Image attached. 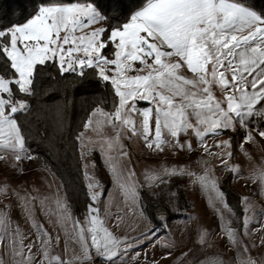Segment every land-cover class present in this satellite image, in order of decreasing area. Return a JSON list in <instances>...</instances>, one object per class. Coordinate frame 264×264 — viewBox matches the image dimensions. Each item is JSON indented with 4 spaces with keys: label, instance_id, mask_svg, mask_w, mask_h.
I'll return each instance as SVG.
<instances>
[{
    "label": "snow or ice",
    "instance_id": "obj_1",
    "mask_svg": "<svg viewBox=\"0 0 264 264\" xmlns=\"http://www.w3.org/2000/svg\"><path fill=\"white\" fill-rule=\"evenodd\" d=\"M6 14L16 19L0 24V172L11 178L0 194L14 198L34 236L0 211V245L14 264H160L180 248L174 221L189 237L178 264H264V160L248 150L264 144V0H10ZM70 77L76 95L104 91L75 135L86 197L79 214L47 164L51 181L12 184L42 161L50 133L66 130L73 99L53 96L51 84ZM133 142L149 156L193 162L157 159L138 173ZM237 151L247 169L234 162ZM94 152L126 210L105 197ZM217 169L254 195L234 207ZM177 181L203 195L212 225L180 207ZM129 218L133 231L143 225L131 237L120 231ZM217 233L229 255L211 251ZM145 243L167 251L160 260L132 254Z\"/></svg>",
    "mask_w": 264,
    "mask_h": 264
},
{
    "label": "rangeland",
    "instance_id": "obj_2",
    "mask_svg": "<svg viewBox=\"0 0 264 264\" xmlns=\"http://www.w3.org/2000/svg\"><path fill=\"white\" fill-rule=\"evenodd\" d=\"M83 131V130H82ZM87 135H92L91 133H87ZM93 139H96L95 136L92 137ZM238 140V137H237ZM215 141L212 139H209L208 143L213 144ZM130 150L132 153V166L135 167L138 173L143 172L144 170L148 168H155L157 166V159L161 163H170L172 161H184L189 164H192V158L187 156V155H179V156H174L171 154H165L160 157H152L149 156L147 153H145L139 143L133 142L130 145ZM250 154L259 162L264 160V144H256L252 145L249 149ZM96 153V152H94ZM93 153V155H94ZM98 154V153H97ZM93 155L90 157V159L93 160ZM99 156V154H98ZM100 158V157H99ZM101 161V159H100ZM234 162H239L241 163L242 167L245 169L248 168V162L247 158L244 157L239 151L235 153L234 156ZM102 164V161H101ZM102 168L104 169L106 175L102 176L99 174L97 169L95 170V175L98 177V179L101 180L102 184L104 185L105 189V197H108L109 194H111V197L114 201V203L120 208V209H125L126 206L124 204L123 198L120 195V193L115 189V187L111 183V178L107 174L106 169L104 168L102 164ZM217 175L221 176L224 178L227 173L224 172L222 169H217ZM47 176L49 181L52 180V177L49 176L45 171L43 167H37L35 162H32L27 165L25 169V175L24 176H18L15 179H12V184L13 186L17 185H32L36 184L39 185L43 181L44 177ZM11 178V173L10 171H4L0 172V181H5L7 179ZM238 183V186L240 187L239 189L235 187V190H237L239 193H242L246 190V193L248 194H253L254 195V187L250 184H248V187L245 185L247 184L246 180H236ZM56 184H60L57 180L55 181ZM231 186V182H230ZM0 187H3V184H0ZM46 187V186H45ZM184 191H185V197L188 201L189 208L186 210L187 213L196 215V216H201L204 215V208H205V200L203 198V195L201 193H198L196 191L191 190L190 188H186L185 184L183 185ZM232 188V187H231ZM14 198L5 196L3 194H0V211L5 212L9 219L12 221L13 224H19L21 227V230L25 233L28 234L30 239H34V236L32 234V231L30 230L25 218L24 214L20 211V209L12 203V200ZM5 204H8V207H4ZM257 204L259 205L260 203ZM41 222H45L43 217L40 218ZM204 222L207 225H212L214 223L213 218L210 215H204ZM138 223V221H135L132 218H129L128 224L132 225V227H129L127 225L122 226L121 232L128 236H135L139 233L143 225H141L140 228H136L135 231H133V227ZM49 230H52L51 225H46ZM256 226V225H255ZM260 226V225H258ZM172 227V234L175 236L177 243L180 245V248L176 251L173 252V257H169L168 259H163L160 260L162 256L165 255L166 249L156 246L153 247L151 243H145L141 248L135 249L134 251H140L142 255L146 253L148 257L155 258L157 260H160V264H178V261H176L174 258L180 255V251L185 250L187 245L189 244V237L188 234L185 232L184 227L180 224L179 221H174L171 225ZM189 227H192V225H189ZM212 231L215 232V228H212ZM220 234L217 233L216 235H213L211 237V243L213 244V248L211 251L215 252H220L222 253L224 249H222L220 245ZM71 248L72 245H69ZM60 249H57V252H59ZM229 253V252H228ZM0 264H14L13 257L11 255V250L10 248L4 244L0 245ZM142 264V262H141Z\"/></svg>",
    "mask_w": 264,
    "mask_h": 264
},
{
    "label": "trees",
    "instance_id": "obj_3",
    "mask_svg": "<svg viewBox=\"0 0 264 264\" xmlns=\"http://www.w3.org/2000/svg\"><path fill=\"white\" fill-rule=\"evenodd\" d=\"M9 2L10 0H0V24L8 23L9 19H16V17L6 14ZM46 79L47 78L44 77L42 78V81ZM70 83L71 77L68 81L58 80V82L51 84V87L55 89L53 96H63L65 92H67V94L73 99V105L68 113L66 130L62 134L58 135L50 133V139L39 145V150L43 159L42 161L35 162V164L37 167L44 168L45 164L51 167L52 171L56 173V180L59 183L63 182L66 185L73 210L79 214L80 210L84 207L86 197L83 191L81 161L79 158L78 146L75 143V135L83 130L81 127L83 120L96 100L104 95V91L101 89L92 95H76L73 93ZM44 86L48 87L47 84ZM42 99L47 101L46 97H42ZM44 106H50V103L45 104ZM36 147L37 145L33 143V148L35 149ZM93 160L96 161V169L99 174L102 176L106 175L97 153H94ZM227 175L224 177L223 183L229 193V200L235 207L239 196L231 188V181L227 179ZM183 185L184 182L177 181L175 190H177L181 195L179 200L180 207L187 210L189 208V204L185 197ZM146 203H148L147 200Z\"/></svg>",
    "mask_w": 264,
    "mask_h": 264
},
{
    "label": "crops",
    "instance_id": "obj_4",
    "mask_svg": "<svg viewBox=\"0 0 264 264\" xmlns=\"http://www.w3.org/2000/svg\"><path fill=\"white\" fill-rule=\"evenodd\" d=\"M231 187H232V189L234 190V192L239 196V197H241L242 195H253V194H248V193H246V190L244 191V192H242V193H239L237 190H235V187L236 188H240L239 186H238V183H237V181L235 180V181H231ZM248 187V186H247ZM258 203H261L260 201H258ZM256 227H259L258 225H256ZM229 252V253H228ZM223 253V255H229L230 254V250L229 251H223L222 252Z\"/></svg>",
    "mask_w": 264,
    "mask_h": 264
}]
</instances>
